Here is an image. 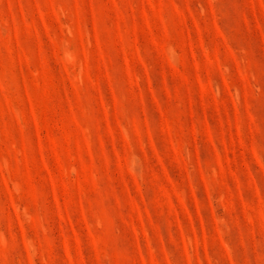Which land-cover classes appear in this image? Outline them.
<instances>
[{
  "label": "rangeland",
  "instance_id": "1",
  "mask_svg": "<svg viewBox=\"0 0 264 264\" xmlns=\"http://www.w3.org/2000/svg\"><path fill=\"white\" fill-rule=\"evenodd\" d=\"M0 264H264V0H0Z\"/></svg>",
  "mask_w": 264,
  "mask_h": 264
}]
</instances>
